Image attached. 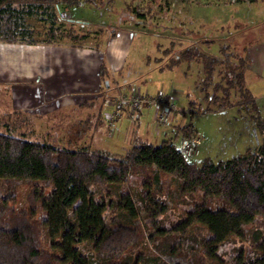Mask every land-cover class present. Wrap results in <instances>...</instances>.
<instances>
[{"label":"trees","instance_id":"1","mask_svg":"<svg viewBox=\"0 0 264 264\" xmlns=\"http://www.w3.org/2000/svg\"><path fill=\"white\" fill-rule=\"evenodd\" d=\"M85 1L0 0V43L87 41L96 31L76 29L74 21L65 24L60 18V12ZM27 18L47 25L45 42L34 40ZM116 36L112 31L111 38ZM242 54L225 45L218 56H210L193 46L160 72L183 64L188 71L195 64V87L206 104L200 113L237 106L249 115L255 99ZM99 77L109 89L114 80L105 60ZM252 119L261 145L217 164L193 162L173 141L159 146L137 141L118 155L0 134V184L30 188L27 208L21 210L15 209L17 197L0 196V264H264V118ZM175 130V141L199 138L191 124ZM132 177L143 178L142 186L124 193ZM164 177L178 197L189 201L173 224L167 222L170 209L160 194ZM199 224L204 229L191 232ZM236 241L250 242L255 250L247 254Z\"/></svg>","mask_w":264,"mask_h":264},{"label":"rangeland","instance_id":"2","mask_svg":"<svg viewBox=\"0 0 264 264\" xmlns=\"http://www.w3.org/2000/svg\"><path fill=\"white\" fill-rule=\"evenodd\" d=\"M60 18L65 24L66 20L74 21L76 29L96 31L87 41L74 45L64 40L58 43L62 46L79 51L96 48L100 53L107 54L111 32L115 31L116 37L122 38L121 46L127 51L122 72L115 77L117 83L112 82L110 89L102 87L103 135L100 131L96 133L94 148L90 140L92 131L86 132L81 145H68V139L72 137L59 138V142L57 138L49 139L51 134H45L44 123L34 120L30 126L27 117L26 120L16 122L12 116L10 119L0 117V134L47 143L61 149L104 150L124 155L136 141L153 146L173 141L181 149V140L175 141V129L191 124L201 141L198 147L200 155L193 159L197 164L206 159L215 164L228 161L243 155L247 150L254 151L261 145L262 137L256 131L253 114L248 115L243 108L236 106L207 114L199 112L203 111L206 104L195 87L198 73L195 64L188 71L185 64L174 72L162 73L160 69L177 53L193 46L210 56H218L221 47L225 45L240 52L236 44L242 42L240 47H243L242 55L245 58L247 49L255 42L264 44V40L258 39L264 35L263 4L238 0H89L79 7L63 10ZM26 23L33 27L34 40L45 42L47 25L36 18H27ZM100 30L105 33H98ZM133 94H140L139 97L149 102L140 114L129 105H122L116 111L120 97L129 98ZM166 99L171 100L169 107L161 104L163 101L167 105ZM261 104L262 111L259 109L257 113L264 118V103ZM124 107L128 110L126 113ZM168 109L170 112H166ZM76 130L79 129L68 131L75 134ZM48 132L53 135L60 131L50 129ZM63 134L66 135L67 130ZM99 136L103 139H97ZM143 180L141 177H132L123 192L139 189ZM169 181L168 177H164L160 194L170 209L167 222L173 224L184 216L189 201L182 196L178 197L177 189ZM29 190V186L11 190L0 184V196L9 194L17 197L16 210L27 208ZM39 216L43 218L44 213L40 212ZM203 229L204 225L199 224L191 232ZM235 246L238 249L242 247L247 254L255 250L253 244L246 241H236Z\"/></svg>","mask_w":264,"mask_h":264},{"label":"crops","instance_id":"3","mask_svg":"<svg viewBox=\"0 0 264 264\" xmlns=\"http://www.w3.org/2000/svg\"><path fill=\"white\" fill-rule=\"evenodd\" d=\"M258 2L264 5V0ZM263 36L258 39L264 40ZM108 42L107 54L96 48L79 51L60 44L0 43L1 119L12 116L19 122L27 117L30 126L34 120L42 122L45 134H51L49 139L57 138L59 142V138L72 137L68 139V145H81L86 132L92 131L90 140L94 148L96 133L104 126L99 77L102 59L105 58L117 83L116 74L122 72L127 56L126 49L121 46V37ZM241 43H235L236 48L244 51ZM245 59L248 62L247 85L256 108L249 110H252V116L263 118L257 111H262L261 103H264V44L255 42L247 49ZM123 111L128 110L124 107ZM73 128L79 130L72 134L68 130ZM50 129L60 132L52 135L48 132ZM97 139L103 138L99 136Z\"/></svg>","mask_w":264,"mask_h":264},{"label":"built area","instance_id":"4","mask_svg":"<svg viewBox=\"0 0 264 264\" xmlns=\"http://www.w3.org/2000/svg\"><path fill=\"white\" fill-rule=\"evenodd\" d=\"M140 94H133L131 97H120L119 104L116 106V111L122 107V105H129V107L137 112L138 114L141 112L142 108L149 104V102L143 98L139 97ZM162 100V99H161ZM163 107H169L168 105H164L163 101H161ZM166 112H170V109ZM114 115V114H113ZM111 116V123H113L114 116ZM116 115V113H115ZM200 139L193 137L190 139H184L181 142V151L187 158H196L200 155L198 147L200 145Z\"/></svg>","mask_w":264,"mask_h":264}]
</instances>
